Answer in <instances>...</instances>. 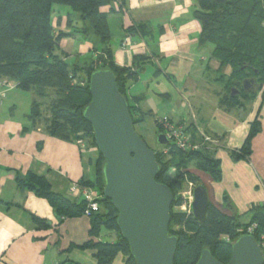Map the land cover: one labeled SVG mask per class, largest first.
Instances as JSON below:
<instances>
[{"label": "crops", "instance_id": "obj_1", "mask_svg": "<svg viewBox=\"0 0 264 264\" xmlns=\"http://www.w3.org/2000/svg\"><path fill=\"white\" fill-rule=\"evenodd\" d=\"M58 11L54 25L59 20V28L66 29L69 10ZM103 11L108 13L113 61L137 73L126 86L138 115L151 117L154 131V120L168 117L179 126L193 127L197 140L201 132L221 141L215 155L221 179L190 172L206 190L209 204L227 216L247 220L250 209L264 207V87L240 110L220 105L226 92L218 80L220 65L211 58L212 46L200 44L192 0H117ZM100 47L95 39L78 36L62 40L60 53L68 63L84 65L97 58ZM223 74L228 76L230 68ZM1 93L0 264H96L94 253L82 248L91 240L89 219H61L46 200L17 183L30 175L43 177L53 192L75 200L68 189L92 178L96 151L33 126L28 118L31 93L20 91L13 80L0 79ZM255 120L261 131L252 140L251 155L233 160L230 153L242 148ZM33 218L45 221L46 227L36 226ZM101 238L117 239L105 231Z\"/></svg>", "mask_w": 264, "mask_h": 264}, {"label": "trees", "instance_id": "obj_2", "mask_svg": "<svg viewBox=\"0 0 264 264\" xmlns=\"http://www.w3.org/2000/svg\"><path fill=\"white\" fill-rule=\"evenodd\" d=\"M116 1L0 0V79L9 78L20 91L34 95L28 117L33 126H38L41 114L39 108L45 106L50 114V118L45 121V132L67 142L85 138L88 149L91 146L96 151L97 158L91 162L92 178L82 179L79 183L93 189L98 196L99 209L87 217L86 204L82 198L70 200L53 192L43 177L30 175L26 179H17L18 187L46 200L61 219L87 217L91 240L82 248L94 253L96 264H114L119 256L120 264L135 262L117 228V211L103 196V159L97 151L91 125L82 115L91 100L90 75L104 69L114 73L117 88L128 101L134 129L148 118L138 115L127 91V82L136 80L137 73L118 67L112 58L108 13L103 8L112 6ZM192 1L194 19L201 27L200 44L212 46L211 58L220 65L218 80L224 84L226 91L220 105L227 110H240L244 103L255 100L264 87V0ZM55 6L69 10L66 29L59 28V20L54 25L59 13ZM78 36L85 40L93 38L101 45V52L89 64H70L65 55L60 53L62 40ZM97 51L95 49L94 52ZM226 68H230L228 76L223 74ZM233 90L238 93L231 97ZM158 119L154 120L155 134H164ZM191 128L192 132L195 131L193 127H183L185 134L191 141L200 142L199 134L197 140L195 132L192 135L188 133ZM260 131L261 124L255 120L242 148L238 152H231L230 157L233 160L247 159L252 153V140ZM153 151L160 167L155 180L166 185L174 197L169 225V234L178 239L174 264H196L205 248L210 250L215 259L226 264L231 256V244L241 237L237 233L240 227L256 225L253 237L260 243L264 236V207H253L249 212L250 217L240 220L221 213L209 204L202 223L192 214L179 210L183 199L177 196L176 191L181 189L184 180L187 179L194 188L201 186L190 169L208 174L215 181L221 179L219 162L215 158L216 149L182 151L168 141L167 145H158ZM33 220L36 226L46 227L45 221ZM104 231L115 234L117 239H102L101 233Z\"/></svg>", "mask_w": 264, "mask_h": 264}, {"label": "water", "instance_id": "obj_3", "mask_svg": "<svg viewBox=\"0 0 264 264\" xmlns=\"http://www.w3.org/2000/svg\"><path fill=\"white\" fill-rule=\"evenodd\" d=\"M89 92L91 100L82 115L91 125L97 151L103 159V196L117 211L120 235L128 244L135 264H174L178 239L169 234L174 197L166 185L155 180L160 171L155 153L136 133L128 101L120 94L112 71L93 72ZM237 93L233 90L231 97ZM156 142L164 146L168 140L164 134H158ZM192 193V216L202 223L208 196L201 186ZM196 264L222 263L205 248ZM226 264H264V255L255 238L244 235L231 244Z\"/></svg>", "mask_w": 264, "mask_h": 264}, {"label": "built area", "instance_id": "obj_4", "mask_svg": "<svg viewBox=\"0 0 264 264\" xmlns=\"http://www.w3.org/2000/svg\"><path fill=\"white\" fill-rule=\"evenodd\" d=\"M128 46V41L124 40L122 43V48L125 49ZM4 96L3 93L0 94V100ZM158 124L162 128L164 135L166 136L167 140L171 143H173L178 149L182 151H197L202 148H214L216 150H219L222 148V145L220 144L219 140L215 139L212 140L211 137L206 136L205 134L199 132L200 136V142H193L191 141V138L188 137V135L185 134L183 127L179 126L177 122L171 121L166 118H160L158 119ZM76 145L79 146L81 149H84L86 147V143L84 140L79 139L76 142ZM191 191L186 196H181L183 199V205L179 207V210L182 212H187L188 214H192L191 210V203L193 201V189L194 186L190 184ZM68 193L72 197H80L84 200L86 204V211L85 215L88 217V215L91 212H96L99 209V204L97 202L98 196L96 193L91 189L90 187H87L85 185H81L79 182L73 183L70 188L68 189ZM256 229V225H250L247 227H240L237 230V233L241 236L244 235H250L253 236V233ZM228 241V239H226ZM261 248V251L264 255V236L261 237V241L258 244Z\"/></svg>", "mask_w": 264, "mask_h": 264}, {"label": "rangeland", "instance_id": "obj_5", "mask_svg": "<svg viewBox=\"0 0 264 264\" xmlns=\"http://www.w3.org/2000/svg\"><path fill=\"white\" fill-rule=\"evenodd\" d=\"M54 8L57 11H58L59 8L68 9V8L62 7V6H55ZM151 87H154V84ZM28 96L30 97L31 100L34 99V95L32 93L29 94ZM39 110H40L41 114H40V120L37 122V124H38V126H41V127L44 128L45 127V121H46L47 118L48 119L50 118V114L48 113V110H46L45 106L41 105ZM168 119H170V118H168ZM170 120L173 121L172 119H170ZM152 126H153L152 125V118L150 117V118L146 119V121L144 122V124L142 126L135 127L136 128L135 130H136L137 134L140 135L143 138L145 144L151 150H156V148L158 147L157 142H156L157 135L155 134V131L153 130ZM208 137H210V136H208ZM80 139H82L84 141L86 140L85 138H80ZM211 139L215 140L213 137H211ZM219 142L221 144V141H219ZM86 144H87V142H86ZM86 147L88 149V146H86ZM89 148L91 149V146ZM213 150H215V149L213 148ZM217 151L218 150H216V152ZM216 152H215V155H216ZM93 155H94L93 156V161H95L96 158H97V154L94 153ZM172 173H174V170L172 171ZM191 189L192 188L190 186V182H188L187 179H185L184 183L182 184L181 189L177 190L176 194H177V196H183L184 195V196L187 197V195L191 191ZM245 216L246 215L242 216V218L244 219ZM120 262H121V257L119 256L114 264H120Z\"/></svg>", "mask_w": 264, "mask_h": 264}]
</instances>
